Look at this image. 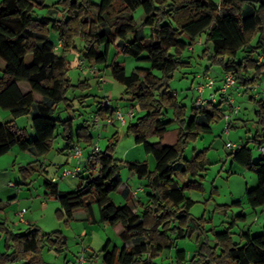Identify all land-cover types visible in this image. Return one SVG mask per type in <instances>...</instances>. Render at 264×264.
I'll use <instances>...</instances> for the list:
<instances>
[{
  "label": "trees",
  "instance_id": "obj_1",
  "mask_svg": "<svg viewBox=\"0 0 264 264\" xmlns=\"http://www.w3.org/2000/svg\"><path fill=\"white\" fill-rule=\"evenodd\" d=\"M45 1L0 0V109L12 117L0 123V157L15 147L31 152L36 158L28 164L32 169L58 136L65 141V150L72 153L80 141L92 146L90 128L96 127L95 118L99 125L113 119L116 109L103 102H98L96 111L75 133L72 118L61 120L55 116L61 105L65 111L72 107L65 96L70 87L65 54L81 41L84 63L88 67L104 64L113 80L124 86L129 106L141 113L135 114L136 121L128 125L126 133L152 155L155 168L150 171L146 163H126L131 174L146 182V202L140 205V211L128 204L116 206L110 194L122 181L117 177L119 161L111 155L117 141V134L113 135L106 150L88 158L76 174L80 182L75 190L61 191L57 181L44 180V196L59 204L57 219L68 227L75 213L80 212L85 221L95 224L92 206L96 204L99 223L112 229L121 227L122 243L135 244L108 250L107 242L101 250L104 264H157L154 260L173 248L172 264H264V225L260 234L251 235L249 230L240 234L242 243L233 242L229 229L214 232L213 244L203 243L189 259L185 250L177 249L178 240L190 239L195 231L202 234L199 224L187 221L194 202L185 193V188H200L201 184L194 180L180 186L175 177H195L208 164L202 153L190 160L184 158V148L188 141L211 133L212 124L223 119V105L228 101L219 94L214 103L207 101L195 107L194 102L187 113L169 89L173 73L189 64L182 59L184 51L204 36L202 56L218 66L223 77H233L235 90L241 89L249 96L255 117L250 142L257 149L264 145V99L250 94L253 86L257 89L258 82L264 81V0H221L220 4L212 0H100L98 4L93 0H60L59 8H54L56 18H33L35 10L49 8ZM139 8L143 21L137 25L133 14ZM92 11L96 16L88 20ZM52 32L60 42L58 51L49 38ZM113 46L124 55L148 62L149 68L127 76L121 64L108 63ZM168 110L172 111L171 119H165ZM27 115H31L34 139L15 124L17 118ZM173 122L178 124L176 140L172 145H163L166 128ZM60 126L63 131L58 134ZM152 136L159 141L149 142ZM248 145L249 141L239 145L230 155L233 162L256 176V187L246 191L247 204L255 210L264 207V155L254 161ZM238 217L246 220L244 214ZM0 232L6 236V248H13L10 254H0V264H45L42 251L46 246L59 253L66 247L61 232L45 233L35 226L13 233L0 221Z\"/></svg>",
  "mask_w": 264,
  "mask_h": 264
},
{
  "label": "rangeland",
  "instance_id": "obj_2",
  "mask_svg": "<svg viewBox=\"0 0 264 264\" xmlns=\"http://www.w3.org/2000/svg\"><path fill=\"white\" fill-rule=\"evenodd\" d=\"M60 0H46L45 4L49 8L37 9L33 12V18L43 16L56 18L54 8L58 7ZM220 4L221 0H212ZM99 3L100 0H93ZM59 8V7H58ZM134 21L140 25L143 21L142 9L134 12ZM96 12L92 11L87 17L95 18ZM145 33L148 30L145 29ZM55 38L53 32L50 34ZM204 36H201L191 47L187 48L182 59L189 64L176 70L170 81L169 89L176 93L177 98L185 105L187 113L190 112L194 102L200 97L198 86L203 85L201 98L209 100L211 95H215L217 102L219 93L216 87L222 86V81H218L221 70L218 66L212 65L210 61L202 56ZM199 41V43H198ZM150 44V43H148ZM76 49L66 52L68 62V71L66 76L70 80V87L66 93V98L72 104L71 108L64 110L63 105L57 111V116L61 120L72 118L74 133L77 128L83 124L84 120L89 119L90 115L96 111L98 102L107 103L111 108L119 109L125 113L129 108V102L124 94V86L113 80L108 69H104V64L96 65V73L92 74L91 67L87 62L80 65L82 59L83 43L76 41ZM145 57L143 54L142 58ZM84 61V60H83ZM117 62L124 67L125 74L140 73L149 68V63L144 60H135L134 58L119 52L117 46L110 48L108 53V63ZM101 75V79L99 75ZM141 74V73H140ZM158 74V73H155ZM210 78L209 89L208 79ZM85 81L87 85H85ZM259 85L261 99H264V81ZM260 84V82H258ZM258 84L256 88L258 89ZM213 86V87H212ZM255 89L253 86L252 90ZM233 104L240 108L237 121H231V127L228 132H224L226 122L223 119L212 124V131L208 134L199 135L197 138L187 142L183 156L190 160L196 154L202 153L208 161L205 170L200 171L197 176L187 175L184 179L177 174L175 179L182 186L184 183L198 180L201 187H187L185 193L194 203L190 208L187 221L201 226L202 234L195 231L191 238L178 240L177 249H183L186 258L189 259L203 243L213 244V233L224 232L226 229L232 234V240L235 243H242L241 235L247 230L251 235H257L262 232L264 225V207L251 209L246 201V191L256 187L257 180L253 171L243 168L232 161L231 149L228 145L239 146L249 141V147L252 149L253 160L256 161L260 152L257 147L250 142L255 133L254 125V107L250 103L249 96L243 94L232 95ZM227 102V101H226ZM225 102V103H226ZM134 104V103H133ZM229 109V107H228ZM136 116L141 113L135 110ZM172 118V111L168 110L165 119ZM12 119L8 111L0 109V123L8 122ZM136 118L127 119L126 125L121 126L118 122L114 124H101L95 128H90V134L93 137L92 146L87 147L84 141H80L78 146L82 149L83 158L88 157V153L93 146H97L100 151H105L106 147L112 141V136L117 134V141L111 151V155L119 161L117 177L122 181V185L128 189L136 188L139 185L136 177L133 176L125 167L126 163H146L148 169L153 171L155 162L151 154L144 152L141 145L134 142L133 136L127 134V127L134 123ZM18 128H24L30 139L35 135L31 127V115L22 116L15 120ZM165 142L171 144L176 137L178 124L173 122L167 126ZM62 126L58 127L56 133H62ZM155 136L149 138V142H158ZM76 143V134H74ZM65 141L58 136L52 144L51 150L40 157L36 167L29 169L28 164L36 158L31 152H22L18 148H13L7 154L0 157V221L6 223L7 228L13 233L24 232L29 224L35 225L42 232H61L66 239V247L63 252H55L46 246L42 251V258L45 264H75L76 258L83 254L86 258V264H104L101 250L107 240H110V249L114 246L122 248V240L116 234L115 229L104 227L101 224H91L85 220H73L67 227L62 221L58 220L55 211L59 209V204L44 196V180L57 178V181L63 191H73L80 182V177L62 176L64 171L72 170L75 161L65 150ZM264 146V145H262ZM26 168V169H25ZM25 169V170H24ZM141 182L146 184L144 180ZM13 186H9V184ZM52 201V202H48ZM111 201L116 206H122L127 203L124 192L118 189L110 194ZM145 199V195H143ZM47 203V204H46ZM129 204V203H128ZM133 207L139 211L137 200ZM94 215L98 217V208L96 204L92 206ZM142 210V207H140ZM24 211L23 219L19 217V212ZM244 214V221L238 215ZM6 236L0 232V254L12 253L13 248H6ZM90 246V247H88ZM175 249L165 250L154 261L157 264H172L174 261ZM7 264H25L24 261L8 262Z\"/></svg>",
  "mask_w": 264,
  "mask_h": 264
},
{
  "label": "built area",
  "instance_id": "obj_3",
  "mask_svg": "<svg viewBox=\"0 0 264 264\" xmlns=\"http://www.w3.org/2000/svg\"><path fill=\"white\" fill-rule=\"evenodd\" d=\"M59 46H60V42L58 41V45L55 46V50L57 48H59ZM189 49L192 50V47H190ZM83 64H84V61L81 60L80 65H83ZM96 70L97 69L95 66L91 67L92 74H95L97 72ZM98 75H99V78L101 79V75L100 74H98ZM211 83H212L211 81L208 82L207 86L211 87L210 86ZM222 83L223 84L219 89V94L227 97V101L229 103V108L231 111V113H227L223 117L225 122H226L224 132H228L229 128H230L231 117L235 116L239 112V107L234 106L233 101H231L229 96H228V91L235 89V86H236L233 77L231 75H225L222 79ZM197 89H198V92L200 93V97L196 99L195 104H194L195 107H200V106L204 105L205 103H207V101H211L213 103L216 102L215 101V99H216L215 95H211L210 99L207 101L201 98V95H202L203 89H204L203 85H199ZM104 105L109 106L107 103H105ZM134 116H135V109L133 106H129V108L127 109V111L125 113H122L119 109H116L114 111L113 119H114V121L118 122L121 126H123L126 123L127 119H132ZM113 119H107L105 121V123L111 124ZM94 122H95L96 126H99V120L97 118L94 119ZM227 148L231 149L233 152L236 149H238L239 146L228 145ZM258 151L260 152L261 155H264V146L259 147ZM98 152H99V148L97 146H93L88 153L87 159L90 158L92 155L98 153ZM82 155H83L82 149L79 146L75 147L74 151L71 153L72 159L75 161L74 167L72 168V170L64 171L62 173L63 177H65V176L75 177L76 176V174L81 170V167L84 165V164H82V160H81ZM52 181H57V178H54ZM9 186H13V185L10 183ZM137 191H142V189H138ZM133 194L135 195L136 191ZM23 214H24V211H21V212H19L18 215L20 218H22ZM86 262H87L86 258L83 256V254H81L76 258L75 264H86Z\"/></svg>",
  "mask_w": 264,
  "mask_h": 264
},
{
  "label": "crops",
  "instance_id": "obj_4",
  "mask_svg": "<svg viewBox=\"0 0 264 264\" xmlns=\"http://www.w3.org/2000/svg\"><path fill=\"white\" fill-rule=\"evenodd\" d=\"M50 40L53 42V43H55V45H58V37L56 36L55 38H52V36L50 35ZM199 42V41H198ZM58 49L59 48H57L56 49V51H58ZM189 50H191V49H189ZM192 51V50H191ZM205 78V80L207 81V79H208V81H211L210 80V78H207V75H205L204 76ZM222 78H223V75L221 74V75H219V77H218V81L220 82V81H222ZM214 82L215 81H212V83L214 84ZM261 81H260V84H258V86L259 85H261ZM213 87V86H212ZM221 87V86H220ZM220 87L218 86V87H216V89L215 90H218V89H220ZM260 87V86H259ZM209 89H210V87H209ZM259 90H260V88H258V89H254V90H251L250 91V94L251 95H253L254 97H258V98H261V96H260V93H259ZM234 94H236L237 96H240V95H243L242 94V91H241V89H239V90H235V89H233V90H229L228 91V96H229V98H230V100L231 101H233V98H232V95H234ZM228 107H229V103H226L225 105H223V109H225V114H227V113H230V110L228 109ZM253 112H254V109H253ZM237 118H238V115L236 116V117H234V116H232L231 117V119L235 122V121H237ZM105 123V122H104ZM114 123H116V122H114ZM113 123V124H114ZM97 127V126H96ZM33 130V129H32ZM167 133V132H166ZM166 133H165V135H164V138H163V142H162V144L163 145H172L174 142H175V140H176V137H175V139L173 140V142L171 143V144H167L166 142H165V136H166ZM29 135V134H28ZM70 155H71V153H69ZM83 155H84V153H83ZM83 155H82V158H81V160H82V164H84L85 163V161H86V159L87 158H83ZM133 175V174H132ZM134 176V175H133ZM54 178H51V180H53ZM137 179V178H136ZM137 181L139 182V185L136 187V188H134V190L133 189H128V187H126V186H123L122 184H121V186L119 187V189L122 191V192H124V197H125V200L127 201V203L126 204H128L129 206H131L132 208H134L133 207V204H134V202L137 200V206H138V208H139V211H140V205H142V204H144L145 202H146V195H147V189L144 187V185H143V183L141 182V180H138L137 179ZM58 183V181L56 182V184ZM58 185V188H59V190H61V188H60V186H59V184H57ZM138 189H142V191H137ZM61 191H63V190H61ZM136 191V194L134 195L133 193ZM143 195H145V199H143ZM48 202H52V201H49V199H48ZM47 204V203H46ZM76 216H79L80 217V220H85V217H84V215H82V213H80V212H76L75 213V215H74V217H75V219L74 220H78L77 218H76ZM93 216H94V219H95V224H101V225H103L104 227H108L106 224H102V223H99L98 222V217H96L95 215H94V212H93ZM22 217H23V215H22ZM23 219V218H22ZM22 223H27L29 226L27 227V228H29V227H31V226H35V225H33V224H29V222H24V220H23V222ZM120 231H121V227H117L116 229H115V232H116V234L119 236V233H120ZM107 242L109 243V247H108V250L110 249V240H107ZM106 242V243H107ZM105 243V244H106ZM133 244H135V242L134 241H132V242H128V243H123L122 245L123 246H121V247H129V246H131V245H133ZM88 247H90V246H88ZM116 247H118V246H116ZM119 248V247H118ZM186 254V253H185Z\"/></svg>",
  "mask_w": 264,
  "mask_h": 264
}]
</instances>
